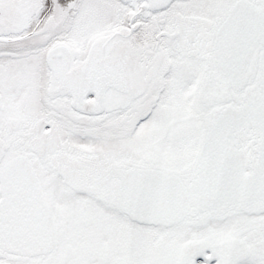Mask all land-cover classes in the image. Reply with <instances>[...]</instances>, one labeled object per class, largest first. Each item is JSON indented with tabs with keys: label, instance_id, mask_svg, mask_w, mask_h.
Listing matches in <instances>:
<instances>
[{
	"label": "snow or ice",
	"instance_id": "1",
	"mask_svg": "<svg viewBox=\"0 0 264 264\" xmlns=\"http://www.w3.org/2000/svg\"><path fill=\"white\" fill-rule=\"evenodd\" d=\"M0 264H264V0H0Z\"/></svg>",
	"mask_w": 264,
	"mask_h": 264
}]
</instances>
